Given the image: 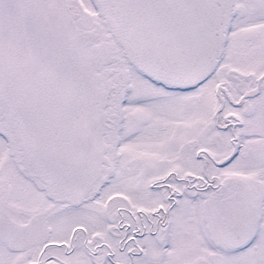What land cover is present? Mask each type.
Listing matches in <instances>:
<instances>
[{
  "label": "snow or ice",
  "instance_id": "obj_1",
  "mask_svg": "<svg viewBox=\"0 0 264 264\" xmlns=\"http://www.w3.org/2000/svg\"><path fill=\"white\" fill-rule=\"evenodd\" d=\"M0 264H264V0H0Z\"/></svg>",
  "mask_w": 264,
  "mask_h": 264
}]
</instances>
